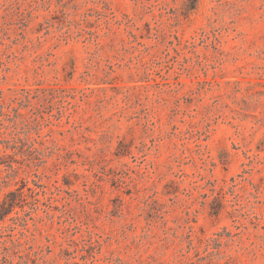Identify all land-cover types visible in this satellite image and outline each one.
<instances>
[{
    "label": "rangeland",
    "instance_id": "rangeland-1",
    "mask_svg": "<svg viewBox=\"0 0 264 264\" xmlns=\"http://www.w3.org/2000/svg\"><path fill=\"white\" fill-rule=\"evenodd\" d=\"M21 188L0 264H264V0H0Z\"/></svg>",
    "mask_w": 264,
    "mask_h": 264
},
{
    "label": "trees",
    "instance_id": "trees-1",
    "mask_svg": "<svg viewBox=\"0 0 264 264\" xmlns=\"http://www.w3.org/2000/svg\"><path fill=\"white\" fill-rule=\"evenodd\" d=\"M42 92H47L46 89H36ZM18 111V110H17ZM26 188V187H25ZM29 192L35 193L33 189H28ZM18 200H25L24 188L10 192L0 205V221H3L10 213L13 212ZM8 249H6L7 251Z\"/></svg>",
    "mask_w": 264,
    "mask_h": 264
}]
</instances>
